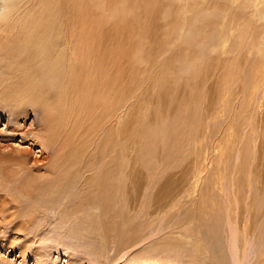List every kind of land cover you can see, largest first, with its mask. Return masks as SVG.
<instances>
[{"label": "rangeland", "instance_id": "rangeland-1", "mask_svg": "<svg viewBox=\"0 0 264 264\" xmlns=\"http://www.w3.org/2000/svg\"><path fill=\"white\" fill-rule=\"evenodd\" d=\"M226 1L229 0H182L181 3L179 0H56L55 4H49L56 16L61 15L73 24V46L78 53L89 54L97 66V61L103 59L104 68L116 67L119 71L121 178L127 184L139 182V189L143 188L136 195L138 202H132V210L125 209L126 212L141 209L146 194L152 190L146 184L150 182L156 186L165 184L167 191L163 197L168 200V207L163 213L158 210L153 213L151 222L143 223V235L152 231L155 235L124 250L122 258L117 245L107 243L103 246L101 239L78 232L80 227L76 224L65 230L59 228L56 215L65 197L61 195L54 205L45 189H39L40 193L30 198L23 196L22 191L30 177L37 178L38 174L48 172L56 158V144L46 148L35 134L40 136L43 130L58 134L55 123L62 130V122L48 117L59 113L55 104L48 102L53 107L48 108L47 103L46 106L36 105V98L25 100L15 114L16 120L12 118L14 111L9 114L0 109V158L22 156L20 160L25 165V172L17 168L19 175H16L18 165L0 159V264H189L182 251L191 253L196 244L204 249L199 259L206 263L234 264L231 245L234 229L236 252L241 255L244 251V264L262 260L264 19L259 18L257 10L244 9L243 4L240 5L242 0L236 4H224ZM15 57V52L5 54L7 61H14L16 66ZM26 64L19 65L24 71L18 68L14 72L17 79L20 73L26 77ZM81 74L79 76H86ZM66 105L71 106L70 103ZM50 109L57 110L48 115L52 112ZM188 112H193L197 120L191 127L187 125ZM168 128L176 139L188 136L192 129V133L197 132L192 138L194 142L188 140L187 144L183 140L181 149L171 154L169 163L158 148L152 163L146 165L142 161V144L149 141V133L166 134ZM201 131L205 150L200 143ZM204 132H208L209 138H205ZM66 148L68 153L72 147ZM96 161H99L98 154ZM96 164V169L85 174L92 176L97 172L100 164ZM196 164H205L197 185L194 183ZM86 166H91V161H87ZM38 168L44 170L36 171ZM45 180L48 186L49 179ZM75 192L73 188L72 193ZM16 199L21 200L17 211ZM35 200L41 205L40 212L29 217L30 223L21 227L23 208L36 204ZM206 203L211 206L206 207ZM172 231L189 233L192 239L179 251L163 253L158 248L159 254L155 255L152 246L167 238L168 243H172L173 239H169Z\"/></svg>", "mask_w": 264, "mask_h": 264}, {"label": "bare ground", "instance_id": "bare-ground-1", "mask_svg": "<svg viewBox=\"0 0 264 264\" xmlns=\"http://www.w3.org/2000/svg\"><path fill=\"white\" fill-rule=\"evenodd\" d=\"M181 1L182 0H179V3H181ZM242 1L243 2L240 0H229L224 2V4H236L241 2L240 5L243 4L242 6L244 9L252 8L257 10L259 18L264 19V0ZM192 2L195 3L196 1ZM52 3L55 4L56 0H42L39 2L37 0H0V74L2 76H0L1 112L4 113L6 111L10 114L14 111V115H11L13 116L12 118L16 120L15 117L17 116L15 114L20 110L22 102L28 99L31 100V98H33V100L36 98V105L39 104L40 106H46L48 104L47 106L50 108L52 105L48 102L55 104L59 113L57 112L55 115H50L52 113L54 114V111L57 110L50 109L52 112L48 114L50 115L48 117L55 116V118L52 117L50 120L56 121L57 123H59L60 120L62 122V130L60 129L61 127L54 122L55 126L58 127V129L56 128L58 134H52L49 130L45 132H43L44 130H41L42 135L40 134V136L37 133L35 134L46 148L54 143L56 144L54 152L56 158L52 168L48 172L46 171L47 173L42 172L44 169L41 171L42 168H38L36 171L40 170L42 173L38 174L37 178H35V176L34 178L30 177L27 184L25 183L26 185L22 182L25 186L24 191H22L24 192L23 196L30 198L36 192L40 193L38 192L39 189L40 191L41 189H45V192H49V197H47L51 199L54 205H56L58 199L63 195L65 197L64 203L60 205L56 215L57 226L59 228L61 227V229L64 228L63 230H65V227L68 228V226L76 224L77 227H80L78 232L88 233L92 236V239H101L103 241V246L107 243L117 245L121 254L120 258H122L124 256V250L140 244L151 235H155L154 231L150 232L147 236L143 235V223L145 221L148 222V220L151 222L150 217L153 213L157 210L159 213H163L165 208L168 207V200H165L163 197V195H166L165 191H167V187L165 184L156 186L154 182H145L152 188V190L155 189V191L152 192L151 190V192L146 194V198L141 204V209L136 210L138 212L129 213L132 212L129 210V212H126L127 210L125 209L132 210L131 207L132 204H134L132 202H138L139 198L136 195L140 190V183L133 182L127 184L121 178L122 168L118 160L121 141L120 132H122L120 129L119 109V107H121L119 98L121 99V97L118 95L120 91L119 71L116 67L107 68L106 66V68H104L105 65L103 59L97 61V66L95 60L90 57L87 52L88 56L76 51L73 46V24H71L67 18H62L63 16L61 15L56 16V12L48 7L49 4ZM262 48L264 51V42ZM215 50L216 49L212 51ZM8 52L16 53L15 60L18 63L16 66L14 61H7L5 58V54ZM20 57H22L23 60H18ZM33 60L34 62L31 63ZM28 61L29 64L27 65L26 62ZM93 61L95 65H92ZM207 62L209 63L208 60ZM25 64L27 67L30 66L29 69L26 67L25 75L27 78L24 77V74L20 73V79H17L14 72L16 69L20 68L19 65ZM20 69L23 70V68ZM81 72H83V75H86L82 76L84 77L83 79L79 78L81 77L79 74L82 75ZM230 80L231 79L228 76V82H230ZM32 87L33 89H31ZM66 103H70L71 106H67ZM188 114L190 116V121L187 125L190 127L192 124L196 125L197 123H195V121L197 120L196 117H194V113L188 112ZM58 115L59 119L55 120ZM60 115L62 117H60ZM135 124H137V122H135ZM144 126L147 127L146 125ZM147 129L148 128L144 130L146 137ZM53 130L54 129H52V131ZM148 131H150V129ZM161 131L166 132L164 130ZM192 131L193 130L191 129L188 136L177 139L174 134H171L169 128L168 133L166 134L158 131L153 133L148 132L150 134V138H148L149 141L144 142L141 146L143 163L146 165L147 162L152 163L154 159L153 154L158 148L161 150L162 155H165L164 160L169 163L172 159L171 154L178 153L184 141H186V143L188 142L187 144H189L190 140L194 142V139L192 138L196 137L194 134L197 132L192 133ZM204 133L205 138H209L208 132ZM199 135L200 137L197 136L200 138V143L204 149L205 142L203 140L204 136H202V131ZM70 145L72 148H69V152L67 153L66 147ZM190 145H188V147ZM211 148L214 149V147ZM215 148H217V144ZM191 149L192 147H189V150ZM182 150H185V148ZM12 151L15 152L13 149ZM146 151H148V154ZM182 152L188 153L185 151ZM113 153H115V155H113ZM189 153H191V151ZM97 154L99 161H96ZM180 154L181 153L176 155L177 160L178 155ZM14 156L15 155L9 157V159L7 156H2L7 159H0L3 162H6L5 160H7L12 164L14 162V164L18 165L15 170L18 168L24 171L23 166L25 165L22 164L23 161L21 162L23 159L21 158L22 156H19L18 158H14ZM100 160H102V162ZM38 161L39 160L36 162ZM87 161H91V166H86ZM26 162H28L27 159ZM97 162L100 164V167L97 168V172L92 176L86 175V171L96 169ZM197 162L199 163V160H197ZM81 163H83V166ZM171 163L172 162H170V164ZM37 165L38 163L35 166ZM14 166L15 165L12 167L13 170ZM204 166L205 164L203 166L197 165L195 168V177L197 178L194 182L195 185L200 182L199 177L200 174H202V171H204ZM10 170L12 169L10 168ZM28 171L30 172V170ZM50 171L52 172L49 173ZM17 172L18 173L15 172L16 175H19V171ZM24 175H26L25 177L27 178L28 174L25 173ZM47 176H49V178ZM45 177L49 179L50 183L47 181V183H49L48 186H46ZM141 182L144 183V181ZM73 188L76 190L75 194L72 193ZM42 193H44V191H42ZM36 201L37 200H35V203ZM20 203L21 200L16 199L17 205L15 211L18 210V205ZM37 203L23 208V215L20 220L21 227L30 223L31 219L29 217L40 212L39 207H41V205L39 206V203ZM43 203L44 202L42 201L41 204ZM208 205L210 204L206 203V207ZM199 207L202 209L204 206L202 205L201 207V205H199ZM201 211L199 210V212ZM205 211H207L206 208ZM201 213H203V211ZM15 214L18 217L17 212H15ZM206 216L207 215L205 214L204 218H206ZM152 219L154 218L152 217ZM199 222H201V220ZM216 228L217 227H215V229ZM73 230L71 229V231ZM196 230L198 231V229ZM234 230L231 231V245L235 254L234 264H244V251L242 250L243 252L241 255H238L236 252L238 249L236 245V233ZM75 231H77V228ZM73 233L76 232L73 231ZM190 235L191 234L189 233L182 234L172 231L169 236V239H173V242L171 241L172 243H168L169 240L167 238L163 243H156L152 246L155 250V255L158 256L159 254L156 251L158 248L163 253H168L169 250L179 251L181 246L186 247L187 241L192 239ZM198 239L200 240V238ZM203 250L202 247L196 244L191 253L186 251L188 253L184 254V251H182V254L187 258L189 264H212L209 261L206 263L204 259H199L205 253H203ZM261 257L262 260L256 264H264V252H262Z\"/></svg>", "mask_w": 264, "mask_h": 264}]
</instances>
